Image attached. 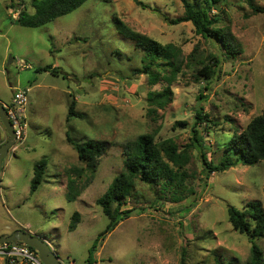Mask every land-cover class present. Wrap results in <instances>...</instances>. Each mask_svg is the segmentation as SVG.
<instances>
[{
  "label": "rangeland",
  "instance_id": "374dc122",
  "mask_svg": "<svg viewBox=\"0 0 264 264\" xmlns=\"http://www.w3.org/2000/svg\"><path fill=\"white\" fill-rule=\"evenodd\" d=\"M252 6L264 8V0H224L213 7L214 25L233 45L234 54L226 56L220 41L202 37L191 22H169L183 14L180 0H86L39 27L10 19L22 10L33 12L31 0H0V101L7 104L15 89L28 88L25 139L10 148L0 172V234L22 228L38 235L61 264H181L182 256L184 264H244L250 242L232 228L227 207L244 210L248 202L260 201L264 210V159L205 178L193 148L187 151L181 198L174 200L154 182L136 181L123 206L132 208L129 217L88 257L108 222L96 200L123 169L128 141L150 133L155 142L171 138L182 150L196 127L207 160L216 164L223 144L264 109V13ZM115 18L161 44L172 43L183 56L195 49L204 64L220 51L219 71L196 80L192 67L201 64L184 67L170 84L171 102L148 115L147 93L165 84H151L145 73L134 71L141 67L142 52L117 32ZM43 65L59 73L35 70ZM72 99L77 116L66 120ZM199 106L209 121L196 126ZM67 135L79 142L105 141L94 172L79 160ZM7 138L0 122V144ZM42 157L47 159L43 180L30 195L33 165ZM70 169L79 184L86 182L73 202L64 196ZM74 211L79 222L70 231ZM254 242L264 256V234ZM0 264H5L1 257Z\"/></svg>",
  "mask_w": 264,
  "mask_h": 264
},
{
  "label": "trees",
  "instance_id": "16d2710c",
  "mask_svg": "<svg viewBox=\"0 0 264 264\" xmlns=\"http://www.w3.org/2000/svg\"><path fill=\"white\" fill-rule=\"evenodd\" d=\"M86 0H31L33 12L26 10L19 11L11 21L23 27H39L56 19L59 16L68 14L79 7ZM183 7L181 16L172 18L170 23L176 24L189 21L194 26L196 33L202 37H208L213 41H220L225 48L226 56L234 54L233 45L228 36L214 24L216 15L211 14L213 7L224 0H180ZM201 1V2H199ZM202 3V4H201ZM254 12L264 13V8L252 6ZM167 19V18H165ZM114 27L117 32L133 41L135 47L142 52L141 67L134 70L136 73H145L149 83L155 84L163 82L165 86L160 90H152L147 93V101L150 105L147 113H156V108H164L172 100V90L170 84L174 82L184 67H190L199 63L201 66L192 67L193 76L196 80L200 77L211 78L219 71L222 62V53L210 54L207 63H201L195 49L187 56H183L179 47L172 43L161 44L160 42L136 32L115 18ZM36 71H48L57 75L58 69L52 65H43L35 69ZM203 97L201 93L198 100ZM75 99H72L68 106L67 118L77 116L75 110ZM201 106L195 110L196 126L209 121L208 115ZM154 117V115L152 116ZM183 124V122H179ZM192 137L182 150L171 138L155 142L153 134L144 133L135 139L128 141L123 149V169L109 183L104 193L99 196L96 203L101 208L102 213L108 218L105 227L98 233L91 247L89 248V259L100 240H103L120 221L129 217L132 208H123L127 200L132 196L135 182L149 184H159L161 192L169 191L174 200L181 198L182 192L186 189L185 181L188 174L184 169L188 161L187 151L190 148L196 149L199 160L203 165L205 178L215 171H222L237 163L253 165L264 159V109L255 115L247 123L240 133H234L223 144V155L218 163L214 164L206 158V152L202 143L199 130L192 127ZM67 141L77 152L78 158L86 163L90 172L96 168V160L106 151L105 141L85 138L83 142L74 140L67 135ZM47 165L46 157H42L33 165V176L30 181L29 194H33L40 186L44 171ZM70 169L68 180L65 186L64 196L66 201L73 202L86 185L79 184L76 177L72 175ZM78 173V170H75ZM163 190V191H162ZM264 190V187H263ZM164 193V192H163ZM190 208H186L188 212ZM227 218L232 228L247 236L250 242L249 258L244 264H264L262 250L254 242V237L258 238L264 234V210L260 201H250L244 210H239L233 206L227 207ZM79 222V212L71 214L68 229L74 230ZM33 249V248H32ZM184 264V257L181 258Z\"/></svg>",
  "mask_w": 264,
  "mask_h": 264
},
{
  "label": "built area",
  "instance_id": "2783aa9c",
  "mask_svg": "<svg viewBox=\"0 0 264 264\" xmlns=\"http://www.w3.org/2000/svg\"><path fill=\"white\" fill-rule=\"evenodd\" d=\"M28 88H17L13 92L11 101L3 104L8 119L12 125L15 143L24 141L26 134L25 106L27 104ZM0 257L5 264H42L37 252L21 242H4L0 244ZM61 263V262H60ZM69 264H73L70 262Z\"/></svg>",
  "mask_w": 264,
  "mask_h": 264
},
{
  "label": "water",
  "instance_id": "95a60500",
  "mask_svg": "<svg viewBox=\"0 0 264 264\" xmlns=\"http://www.w3.org/2000/svg\"><path fill=\"white\" fill-rule=\"evenodd\" d=\"M0 122L3 125L6 134L8 136L7 140L0 144V172H1L3 161L8 155L10 148L15 143L14 131L8 119L3 103L1 101H0ZM4 242H12V243L21 242L26 246L33 248L37 252L38 258L40 259L42 264H61L57 254L52 250V248L43 238L25 229L22 228L16 229L8 235L0 234V244Z\"/></svg>",
  "mask_w": 264,
  "mask_h": 264
},
{
  "label": "crops",
  "instance_id": "0c3cea01",
  "mask_svg": "<svg viewBox=\"0 0 264 264\" xmlns=\"http://www.w3.org/2000/svg\"><path fill=\"white\" fill-rule=\"evenodd\" d=\"M4 164V163H3Z\"/></svg>",
  "mask_w": 264,
  "mask_h": 264
}]
</instances>
